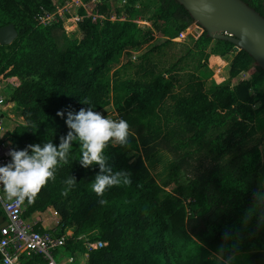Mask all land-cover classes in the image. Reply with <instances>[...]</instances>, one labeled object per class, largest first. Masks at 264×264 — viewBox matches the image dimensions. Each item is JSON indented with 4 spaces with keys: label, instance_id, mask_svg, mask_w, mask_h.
Here are the masks:
<instances>
[{
    "label": "trees",
    "instance_id": "1",
    "mask_svg": "<svg viewBox=\"0 0 264 264\" xmlns=\"http://www.w3.org/2000/svg\"><path fill=\"white\" fill-rule=\"evenodd\" d=\"M144 1L114 0L122 4L120 12L107 0H96L92 12L104 19L91 23L83 18L77 25L78 39L71 40L59 21L48 26L34 21L40 10H54L52 0H0V27L11 24L16 31L9 45L0 46V73L9 68L7 75L19 80L5 102L16 111V126L7 134L11 148H42L48 142L58 148L70 131L67 113L82 107L99 111L110 104L117 118L130 125L127 145L109 143L104 150L105 167L111 174L129 173V185L112 187L102 197L93 193L91 183L99 166L83 167L80 142L73 140L67 163L58 158L55 180L31 203L25 200L22 217L51 208L60 229L103 243L87 252L85 264H209L208 249L219 251L226 230L232 239L225 243L224 253L244 251L249 264H264V247L254 249L245 240L264 230V224H258L257 216L243 222L246 210L256 207V189L243 180L259 168L257 146L222 167L216 165L255 135L253 123L264 115V74L238 51L231 57L227 77L231 81L243 73L247 79L215 86L209 93L192 73L180 90L175 89L179 60L169 69L173 75L166 77L147 68L136 79L108 77L111 62L120 53L154 37L173 39L192 23L174 0H156L144 17L149 28L142 30L133 21L140 16L139 8H146L141 6ZM241 1L264 18V0ZM211 42L212 52L220 57L232 49L228 42L208 39L201 32L193 43L195 68L207 58L205 48ZM156 143L195 164L197 175L185 187L170 191L167 183L151 177L142 151ZM69 178L76 182L71 189L66 184ZM100 199L106 203L101 205ZM217 207V219L205 223ZM203 234L211 236L206 247L200 243ZM72 248L84 251L81 242Z\"/></svg>",
    "mask_w": 264,
    "mask_h": 264
},
{
    "label": "rangeland",
    "instance_id": "2",
    "mask_svg": "<svg viewBox=\"0 0 264 264\" xmlns=\"http://www.w3.org/2000/svg\"><path fill=\"white\" fill-rule=\"evenodd\" d=\"M80 1L85 9L89 8L92 10L96 0ZM107 2L111 8H117L121 12V3L120 5H116L114 4V0H107ZM52 3L55 6H61L64 4V1L52 0ZM155 3L156 0H147L141 4V6H146V8H139L140 16L136 17L134 20L137 22L136 25L140 29L145 30L149 28V22H146L144 17L152 12ZM72 11H75V9ZM78 11L79 10H77L75 13H78ZM65 15L67 17L69 16L68 13H65ZM63 27L67 34L61 26L63 33L69 39H78V27L73 29L72 25L68 23L64 24ZM186 30L181 32L182 36L180 37L179 34L177 37L168 40L166 38L154 37L146 44L120 53L118 57L112 60L108 77L113 76L119 79H136L146 68L152 69L156 74L164 75L166 77L168 74L173 75L169 69L179 60L178 65H176V71H174V76L178 78V82L175 84L176 90H180L182 88L186 80V75L190 73L195 75V77L201 83L202 90L205 93H209V91L215 86H220L227 83L232 85L238 80L247 79V75L242 73L239 74L235 79L231 81L228 80V61L234 54V51L231 49L224 56L220 57L217 53L212 52V42L205 48V52L208 54L207 58L199 63V67L195 68L197 63L196 57L194 56L195 47L193 43L195 39L201 34V30H198L193 23H191ZM11 107L12 108L10 110H4L0 113L4 116L3 126L8 128H10L16 122V111L13 106ZM98 112H101L103 115L109 118L117 120L119 119L117 118V114L114 112L110 104ZM8 115L12 116V120L8 118ZM253 126L255 129V135L242 145L235 148L229 155L223 157V159H220L216 165L218 167H222L226 165L232 158L237 157L245 150L256 145L260 155L259 168L255 174L247 175L243 182L245 186H254L256 193H264V115L257 118L254 121ZM110 144L113 146L116 145L114 142H110ZM142 154L145 156V165L151 177L158 183L161 181L167 183V189L170 191L179 187H185L189 180L197 175L194 168L195 164L193 162H183L179 156L171 154L169 151L162 149L161 143L153 144L148 149H146V151H142ZM128 156L134 157L135 155L129 153ZM69 203L70 201L67 202V204ZM218 210H220L218 207L213 208L208 214L205 223L214 222L217 219ZM46 213L48 216H50V212L46 211ZM57 216L53 217L59 219ZM28 220H31V218ZM48 222V224L51 226L52 222ZM207 236L208 237H204L203 234L202 240H200V243L203 247H206L210 241L211 236ZM245 240L249 243V245H252V248L254 249H259L260 246L264 247V230L261 229V232L259 233L255 231L250 233L246 236ZM227 255L228 254L226 253L221 255L220 251L212 248L208 249V253L205 258L209 264H224V259L227 257ZM54 260L57 261L56 256H54ZM247 261V254L244 251L235 252L233 264H249Z\"/></svg>",
    "mask_w": 264,
    "mask_h": 264
},
{
    "label": "clouds",
    "instance_id": "3",
    "mask_svg": "<svg viewBox=\"0 0 264 264\" xmlns=\"http://www.w3.org/2000/svg\"><path fill=\"white\" fill-rule=\"evenodd\" d=\"M88 103L87 100L84 101V104ZM63 115V112H57V116ZM65 123L70 131L61 139L58 148L50 142L45 143L42 148L39 145H28L24 150L10 148V163L0 166V185L9 200L15 198L19 205L26 199L31 203L50 180H55L58 158L67 163L66 153L73 140H78L81 145L80 164L85 168L94 164L99 166V174L91 183V190L98 197H102L112 187L130 184L129 173L111 174V169L105 167L104 156V150L110 142L120 146L127 145L130 125L126 120L109 118L89 106L80 108L75 114L68 112ZM5 132L6 130L0 129V139ZM75 183L74 179L69 178L66 181L67 188L71 189ZM63 194L67 196L68 191ZM99 203L103 205L106 201L100 199ZM254 205L256 207L246 210L243 222L247 224L253 216H257L258 224H264V193L254 194ZM230 239L232 233L226 230L222 240L226 243ZM225 243L220 245L221 255L224 254ZM234 257L235 251L227 255L224 264H233Z\"/></svg>",
    "mask_w": 264,
    "mask_h": 264
},
{
    "label": "built area",
    "instance_id": "4",
    "mask_svg": "<svg viewBox=\"0 0 264 264\" xmlns=\"http://www.w3.org/2000/svg\"><path fill=\"white\" fill-rule=\"evenodd\" d=\"M74 9L75 11H72ZM77 10H82L83 15L79 16L78 13H75ZM65 13H68L69 16L67 17ZM83 18L89 19L91 23L104 19L89 8L85 9L80 0H65L63 5L54 6V10L51 12L40 10L35 15L34 21L39 26H48L59 21L63 29V25L66 23L71 24L75 29ZM109 20H114V17H110ZM180 36L182 33H179ZM8 72L9 68L0 73V113L12 108L5 102L11 92L19 86L18 78L8 76ZM8 118L12 120L11 115H8ZM3 122L4 116L0 114V129L6 130L4 137L0 139V166L8 164L10 161L8 152L11 145L7 134L11 133L16 126L15 123L8 128L3 126ZM24 209V203L17 204L15 198L9 200L0 185V211L5 222V225L0 227V264H85L88 251L104 246L99 241L88 240L85 235L73 236L71 230L60 229L59 219L53 217L57 216L54 211L52 212L53 226L47 230H38L36 226L41 222L39 215L35 213L36 215L31 220L24 219L22 217ZM77 242L82 243L84 251L72 248ZM68 244L69 248L66 249ZM54 256L57 261L54 260Z\"/></svg>",
    "mask_w": 264,
    "mask_h": 264
},
{
    "label": "water",
    "instance_id": "5",
    "mask_svg": "<svg viewBox=\"0 0 264 264\" xmlns=\"http://www.w3.org/2000/svg\"><path fill=\"white\" fill-rule=\"evenodd\" d=\"M198 30L211 40L225 41L243 51L264 74V18L241 0H174ZM16 38L13 25L0 27V46ZM5 222L0 217V227Z\"/></svg>",
    "mask_w": 264,
    "mask_h": 264
},
{
    "label": "crops",
    "instance_id": "6",
    "mask_svg": "<svg viewBox=\"0 0 264 264\" xmlns=\"http://www.w3.org/2000/svg\"><path fill=\"white\" fill-rule=\"evenodd\" d=\"M230 60H231V58L229 59L228 62H230ZM46 211L47 212H50V216H48V214L46 213ZM46 211L37 213V215H39L40 220H41V222L36 226V229H38V230H47V229H49V228H51L53 226V220H52L53 218H52V214H51V212H53V210L51 208H47ZM34 215H36V214H33L29 218H32ZM48 221H51L52 222V225L51 226L48 224L49 223Z\"/></svg>",
    "mask_w": 264,
    "mask_h": 264
}]
</instances>
